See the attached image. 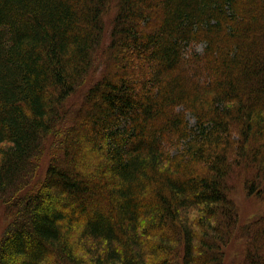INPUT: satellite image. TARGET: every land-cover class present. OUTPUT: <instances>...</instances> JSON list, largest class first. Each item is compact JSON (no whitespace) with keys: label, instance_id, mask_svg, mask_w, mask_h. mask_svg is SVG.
Here are the masks:
<instances>
[{"label":"trees","instance_id":"obj_1","mask_svg":"<svg viewBox=\"0 0 264 264\" xmlns=\"http://www.w3.org/2000/svg\"><path fill=\"white\" fill-rule=\"evenodd\" d=\"M238 163L261 190L264 0H0V264H224ZM250 235L243 264H264V218Z\"/></svg>","mask_w":264,"mask_h":264},{"label":"rangeland","instance_id":"obj_2","mask_svg":"<svg viewBox=\"0 0 264 264\" xmlns=\"http://www.w3.org/2000/svg\"><path fill=\"white\" fill-rule=\"evenodd\" d=\"M109 8V10L103 11L102 18L104 20V29L106 31L105 37L107 40L110 39L111 36L109 37V34L114 30V17L116 14L113 4L110 5ZM193 42L194 41H191L189 44L185 45L184 56L189 58L194 53H197L201 54L202 57H205L204 47H206V45L204 42ZM105 71H107V65H101L98 71L90 72L91 75L88 78L86 85L96 82L103 76L101 74ZM82 99V92H78L73 96L72 103L75 111L78 109ZM72 119L73 115L72 117L68 115L65 119H62L64 124L61 125L60 128L58 127V134L49 136L48 142H46L45 146L41 149L39 155L35 157L33 171L36 180L45 177L48 167L56 157H58L59 160H62L61 158L64 159L65 156H63L64 153L62 151H64L63 149L69 144V138H67L69 134L68 132L66 133L65 129L72 124ZM189 119L190 124H194L195 119L191 115H189ZM233 138L234 140H238L239 136L234 135ZM49 146L51 148H48ZM235 150L236 148H233L231 156L227 155L230 163L236 158ZM253 172L252 169H246V166L240 167L238 163L237 167L234 166L233 169L223 178L225 185L227 186L225 189L227 198L231 199L235 204V210L238 216L234 235L223 248L225 252L224 264H243L247 241L251 236V227L254 222L264 218V183H260L261 190H256V192L254 188V192L251 193V182H253L254 179ZM25 181H27V179H25ZM258 187L259 184L256 188ZM4 200L7 199H2V197H0V237L5 232L8 223L16 214V208L12 206L6 208Z\"/></svg>","mask_w":264,"mask_h":264}]
</instances>
